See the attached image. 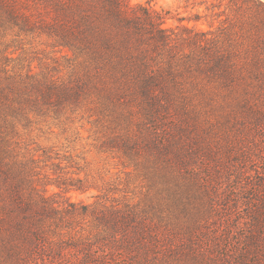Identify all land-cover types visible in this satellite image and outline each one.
Segmentation results:
<instances>
[{"label":"trees","instance_id":"trees-1","mask_svg":"<svg viewBox=\"0 0 264 264\" xmlns=\"http://www.w3.org/2000/svg\"><path fill=\"white\" fill-rule=\"evenodd\" d=\"M230 4L204 31L129 0H0V264H188L168 219L108 198L72 202L88 178L49 174L62 156L24 140L36 122L68 132L110 112L126 130L107 145L133 157L143 144L173 187L202 147L196 118L264 120V0Z\"/></svg>","mask_w":264,"mask_h":264},{"label":"rangeland","instance_id":"rangeland-1","mask_svg":"<svg viewBox=\"0 0 264 264\" xmlns=\"http://www.w3.org/2000/svg\"><path fill=\"white\" fill-rule=\"evenodd\" d=\"M129 1L159 11L169 27L204 31L218 27L235 10L230 0ZM113 117L110 112L85 117L68 132L51 120L36 122L24 141L35 143L31 148H52L55 158L56 153L62 156L64 170L50 166L49 174L56 170L88 178V191L67 194L72 202L108 198L109 204L139 205L168 219L176 234L175 248L188 251V264H264V120L250 114L196 118L200 125L193 132L202 147L188 156L185 179L167 188L143 144L133 157L117 145L120 141L107 145L126 130L125 121Z\"/></svg>","mask_w":264,"mask_h":264}]
</instances>
